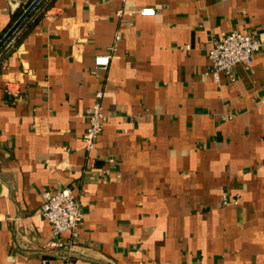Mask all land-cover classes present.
Here are the masks:
<instances>
[{
    "label": "crops",
    "instance_id": "obj_1",
    "mask_svg": "<svg viewBox=\"0 0 264 264\" xmlns=\"http://www.w3.org/2000/svg\"><path fill=\"white\" fill-rule=\"evenodd\" d=\"M29 1L0 0V34ZM231 30L264 40V0L41 1L0 49V264H264V48L215 80ZM63 187L78 237L47 249L42 193Z\"/></svg>",
    "mask_w": 264,
    "mask_h": 264
},
{
    "label": "built area",
    "instance_id": "obj_2",
    "mask_svg": "<svg viewBox=\"0 0 264 264\" xmlns=\"http://www.w3.org/2000/svg\"><path fill=\"white\" fill-rule=\"evenodd\" d=\"M154 13L155 9L153 7H143L138 10V14L145 16ZM117 39H119V34H115V40ZM184 48L187 49L188 46ZM262 48H264V40L239 30H231L224 36L215 38L207 50L213 78L218 80L220 72L232 73L234 66L238 63L247 67L253 54ZM114 49L115 47L112 45L105 53L96 55L94 57L95 68L106 69ZM102 97L103 92L97 91L94 102L85 110L87 126L82 134V140L86 150L94 148L106 119L101 103ZM42 199L40 213L50 223L52 234L56 237V239L49 240L46 243V248L62 247L63 243L58 239V236L65 232H69L72 238H77L79 222L83 217V212L73 189L63 187L58 190H45L42 193ZM222 202L224 204L229 203L227 194L222 195ZM232 202L236 203L237 199L234 198ZM45 261L43 260L44 263ZM65 264H73V262L67 259Z\"/></svg>",
    "mask_w": 264,
    "mask_h": 264
},
{
    "label": "water",
    "instance_id": "obj_3",
    "mask_svg": "<svg viewBox=\"0 0 264 264\" xmlns=\"http://www.w3.org/2000/svg\"><path fill=\"white\" fill-rule=\"evenodd\" d=\"M41 1L42 0H32L30 4L24 9L20 16L11 25V27L0 38V49L16 32V30L23 24V22L29 17V15L35 10V8L41 3Z\"/></svg>",
    "mask_w": 264,
    "mask_h": 264
},
{
    "label": "trees",
    "instance_id": "obj_4",
    "mask_svg": "<svg viewBox=\"0 0 264 264\" xmlns=\"http://www.w3.org/2000/svg\"><path fill=\"white\" fill-rule=\"evenodd\" d=\"M32 1V0H31ZM27 2L23 7L19 8L16 12V14L14 15L13 17V21H15L19 16L20 14L24 11V9L30 4V2ZM3 33L0 34V38L2 37Z\"/></svg>",
    "mask_w": 264,
    "mask_h": 264
}]
</instances>
